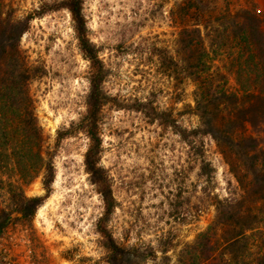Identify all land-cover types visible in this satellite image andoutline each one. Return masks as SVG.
Returning <instances> with one entry per match:
<instances>
[{"label":"rangeland","instance_id":"1","mask_svg":"<svg viewBox=\"0 0 264 264\" xmlns=\"http://www.w3.org/2000/svg\"><path fill=\"white\" fill-rule=\"evenodd\" d=\"M0 1L15 17L32 14L20 47L31 69L42 153L55 169L51 193L35 216L13 220L3 233L0 264H110L97 228L105 203L85 166L93 69L66 0ZM83 13L104 66L99 163L114 197L109 230L118 244L136 248L131 264H216L218 251L194 250L198 234L215 220V202L236 200L255 212L264 205L250 183L249 160L206 132L207 119L226 122L231 104L207 108L203 118L188 73L194 50L185 48L181 32L200 27L212 78L223 79L228 93L258 89L241 69L247 65L239 35L255 17L254 40L264 55V0H84ZM202 158L211 167L205 173ZM259 159L264 163L262 154ZM42 175L23 186L26 195H45ZM255 227L264 231V221Z\"/></svg>","mask_w":264,"mask_h":264},{"label":"trees","instance_id":"2","mask_svg":"<svg viewBox=\"0 0 264 264\" xmlns=\"http://www.w3.org/2000/svg\"><path fill=\"white\" fill-rule=\"evenodd\" d=\"M83 2L66 0L64 6L70 12L80 48L93 69L86 129L90 143L85 154V166L92 181L99 185L105 203V213L99 219L97 228L110 249L109 262L131 264L138 255L136 248L118 244L106 223L113 212L114 197L104 168L99 163L102 145L99 113L103 100L101 82L104 66L95 44L88 36ZM2 5L0 1V240L13 220H31L35 216L39 206L50 195L55 176L52 161L45 160L42 153L43 136L33 112V98L28 85L31 69L20 47L22 34L29 26L32 14L15 17L13 13L3 11ZM253 19L255 17L247 23L248 29L244 27L240 30V56L247 65L245 68L242 64L240 66L243 71L249 70L246 74L249 75L250 84L258 89L239 95L228 93L223 79L214 82L211 55L205 47L200 27L184 28L181 33L185 48L192 47L194 50L193 63L189 67L192 71L188 73H192L196 85L195 101L203 118L209 112L207 108L219 109L221 105L231 104L232 111L226 122L207 119L206 132L237 157L249 160L250 183L259 192V204L264 205V163L259 159L261 154L264 158L261 145L264 140L257 138L259 134L264 136V55L258 52V43L254 40L259 24ZM196 24L206 28L203 23ZM247 125L253 128L254 133H248ZM198 132L197 129L191 131L192 134ZM186 133L183 130L182 136L188 140ZM199 152L202 157L201 149ZM209 170L210 163L202 158L201 171L205 173ZM40 171L43 172L45 195H26L23 186L33 181ZM232 201L215 202V220L198 234L194 250L200 255L218 251L221 255L216 264H264V231H252L256 224L264 221V217L258 219L259 213L264 215V208L255 212L242 208L238 201L235 204L236 200ZM218 230L221 234H217ZM254 248L256 252H252ZM193 262L195 264L196 259Z\"/></svg>","mask_w":264,"mask_h":264}]
</instances>
